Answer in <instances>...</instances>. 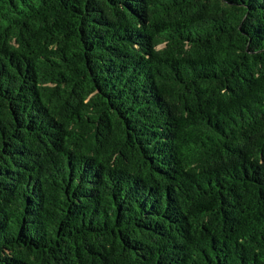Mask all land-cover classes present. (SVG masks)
I'll list each match as a JSON object with an SVG mask.
<instances>
[{"label": "trees", "instance_id": "1", "mask_svg": "<svg viewBox=\"0 0 264 264\" xmlns=\"http://www.w3.org/2000/svg\"><path fill=\"white\" fill-rule=\"evenodd\" d=\"M0 264H264V0H0Z\"/></svg>", "mask_w": 264, "mask_h": 264}]
</instances>
